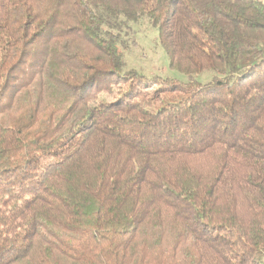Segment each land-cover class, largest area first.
<instances>
[{
  "label": "trees",
  "instance_id": "1",
  "mask_svg": "<svg viewBox=\"0 0 264 264\" xmlns=\"http://www.w3.org/2000/svg\"><path fill=\"white\" fill-rule=\"evenodd\" d=\"M0 264H264V0H0Z\"/></svg>",
  "mask_w": 264,
  "mask_h": 264
},
{
  "label": "rangeland",
  "instance_id": "2",
  "mask_svg": "<svg viewBox=\"0 0 264 264\" xmlns=\"http://www.w3.org/2000/svg\"><path fill=\"white\" fill-rule=\"evenodd\" d=\"M123 33L129 44L125 51L126 68L136 69L147 76L158 75L179 81L187 80L182 73L169 67L167 55L158 43V34L147 21L130 24ZM212 76L213 73L206 70L195 77L201 82H207Z\"/></svg>",
  "mask_w": 264,
  "mask_h": 264
}]
</instances>
